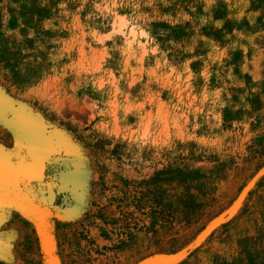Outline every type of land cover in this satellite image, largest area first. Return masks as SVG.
Masks as SVG:
<instances>
[{
  "label": "rangeland",
  "instance_id": "obj_1",
  "mask_svg": "<svg viewBox=\"0 0 264 264\" xmlns=\"http://www.w3.org/2000/svg\"><path fill=\"white\" fill-rule=\"evenodd\" d=\"M0 92L67 165L1 153L0 264H264V0H0Z\"/></svg>",
  "mask_w": 264,
  "mask_h": 264
},
{
  "label": "crops",
  "instance_id": "obj_2",
  "mask_svg": "<svg viewBox=\"0 0 264 264\" xmlns=\"http://www.w3.org/2000/svg\"><path fill=\"white\" fill-rule=\"evenodd\" d=\"M54 131H57V129L52 130L50 133H53ZM15 134H21L19 133L17 130L14 131ZM58 133H62V132H58ZM64 134V133H63ZM48 135V134H47ZM51 137V136H49ZM62 138V137H61ZM13 142V144H12ZM63 143H66V138L63 136ZM2 145L4 147H0V157H1V153L3 152L4 156L11 159L12 161H14L15 163H24L23 165H21L22 167L16 168L17 171H21L19 176H18V181L16 182L14 178L9 179V182L11 184V186L9 184H4L3 188H1V192L2 193H6L5 191H7V193L10 194L9 190H12V193L10 194L9 197L18 195L19 198L17 199V203L20 205H24V204H28V205H32L36 202V199L38 196H42L43 192L47 193L49 191L53 192L54 197H58L60 195V193L63 191L61 189V187H56L57 183L53 180H55V176L51 177V175H48L51 170L52 171H57L56 174L59 173V175L63 178H67L66 174V162L65 161H58V160H54L57 162H54V164H51V157H47L45 160H43V162L41 164H39L41 166V178L40 176H36V175H32L29 172V168L26 167V165H31L32 161H33V157L30 156V154L28 152H26V146H25V150H23L22 148L18 147V142L15 140L14 136H11V141H9V143H4L2 142ZM19 151V154H17V152ZM24 153H26L27 155H25V157L22 159V156L24 155ZM27 158V159H26ZM26 159V160H25ZM50 166H48V165ZM75 166V165H74ZM51 168V170H50ZM4 170L0 169V176H4L7 175V173L3 172ZM3 173V174H1ZM37 178V179H36ZM1 180V179H0ZM59 188V189H57ZM55 190L57 192H55ZM22 191H24V195L22 194ZM6 193V194H7ZM29 195V196H28ZM5 203V202H3Z\"/></svg>",
  "mask_w": 264,
  "mask_h": 264
},
{
  "label": "water",
  "instance_id": "obj_3",
  "mask_svg": "<svg viewBox=\"0 0 264 264\" xmlns=\"http://www.w3.org/2000/svg\"><path fill=\"white\" fill-rule=\"evenodd\" d=\"M0 94L1 95H3L5 98H8L9 100H11L12 101V103H14L15 105H19L20 103L19 102H17L16 100H15V98H13L11 95H9V94H7V93H2V92H0ZM2 103H4V104H2ZM0 102V109L2 110V112H3V114L6 116V112L9 114V116L7 117L8 119L10 118V119H13V117L15 118V122H17V118L18 119H20L21 120V118H20V116H18V115H16V112H15V110H14V106H11V105H9V104H5V102ZM5 105V106H4ZM22 105V104H21ZM6 111V112H5ZM27 113H29L30 114V112L27 110ZM0 116H1V118H3V116L0 114ZM4 120H5V118H3ZM9 119V120H10ZM24 121V120H23ZM10 122H12L11 120H10ZM12 124L15 126V123H13L12 122ZM14 129L15 130H17L19 133H21V134H23L24 133V131L21 129L20 131L17 129V127H14ZM26 133V132H25ZM63 136L65 137V135L63 134ZM64 151H62V153H63ZM50 156L51 157H55L53 154L51 155L50 154ZM49 156V157H50ZM53 160H55V158H53ZM64 189V188H63Z\"/></svg>",
  "mask_w": 264,
  "mask_h": 264
},
{
  "label": "bare ground",
  "instance_id": "obj_4",
  "mask_svg": "<svg viewBox=\"0 0 264 264\" xmlns=\"http://www.w3.org/2000/svg\"><path fill=\"white\" fill-rule=\"evenodd\" d=\"M16 111V110H15ZM20 116V115H19ZM31 124V123H30Z\"/></svg>",
  "mask_w": 264,
  "mask_h": 264
}]
</instances>
